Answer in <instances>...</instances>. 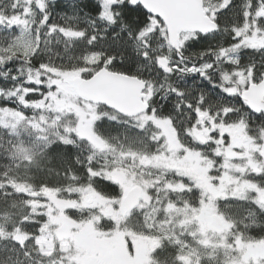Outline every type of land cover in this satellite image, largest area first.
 I'll return each instance as SVG.
<instances>
[{
  "label": "snow or ice",
  "instance_id": "snow-or-ice-1",
  "mask_svg": "<svg viewBox=\"0 0 264 264\" xmlns=\"http://www.w3.org/2000/svg\"><path fill=\"white\" fill-rule=\"evenodd\" d=\"M0 264H264V0H0Z\"/></svg>",
  "mask_w": 264,
  "mask_h": 264
},
{
  "label": "trees",
  "instance_id": "trees-1",
  "mask_svg": "<svg viewBox=\"0 0 264 264\" xmlns=\"http://www.w3.org/2000/svg\"><path fill=\"white\" fill-rule=\"evenodd\" d=\"M188 83H191V80H189Z\"/></svg>",
  "mask_w": 264,
  "mask_h": 264
}]
</instances>
